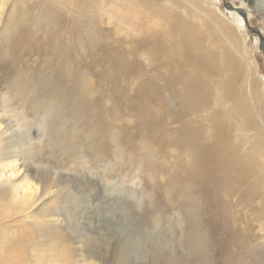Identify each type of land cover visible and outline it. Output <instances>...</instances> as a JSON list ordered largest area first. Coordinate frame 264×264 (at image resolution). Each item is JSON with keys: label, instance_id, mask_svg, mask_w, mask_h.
<instances>
[{"label": "rangeland", "instance_id": "1", "mask_svg": "<svg viewBox=\"0 0 264 264\" xmlns=\"http://www.w3.org/2000/svg\"><path fill=\"white\" fill-rule=\"evenodd\" d=\"M217 1L223 13H237L236 8L242 10L249 26L264 38V0ZM150 2L152 5L163 3ZM64 9H55L46 0H0V101L6 104L7 98H14L16 106L25 111L20 112L19 119L26 118L28 129L17 128L18 135L29 131L33 136L34 146H37L30 156L33 178L48 182L49 191L53 193L39 201L28 215L30 220L42 219L47 212L55 210L59 220L56 229L45 234V238L52 241L44 248L45 253L42 250L33 253L41 256L39 264H47L45 260L57 253L55 247L60 245V239L64 258L59 256L53 264H264V219L254 217L251 207L245 203L235 207L233 199L230 209L226 208L228 230L223 225H219V234L216 229H208L206 221L212 216L207 206L211 203L203 202L188 183L173 180V170L179 168L167 141L164 138L155 141L139 126L138 108L128 100L135 95L137 79L130 82L125 77H117L121 85L119 94L104 99L114 83L108 73L104 74L101 65H91L94 55L89 53L86 43L82 52L84 43L79 44L78 40L82 36L85 39L83 30L89 21L83 12L86 8ZM108 15H100L99 22L103 29L113 30ZM125 31L124 28L119 30L122 37ZM234 33L236 44L241 46V35ZM246 33L249 35L246 48L254 53L258 75L264 76L261 43L249 29ZM77 55L81 63L76 60ZM62 59L66 61L64 68L72 67L74 79L68 77L61 81L59 78L57 64ZM147 73L146 77L151 78L149 69ZM82 75H87L84 85L80 81ZM19 76L28 84L26 88L36 93L35 99L41 100L40 103L59 101L61 119L58 118V122L84 132L95 149L81 146L68 158L46 146L50 139L43 131L51 118L33 115L31 107L37 102L31 103L33 96L27 97L29 91H24L26 96L16 91ZM75 80L87 89L86 98L80 96L78 85L73 86ZM57 84L60 90L54 94L50 89ZM14 95L20 101H16ZM171 104V100L166 99L160 108L155 106V110L169 118L175 108ZM112 133H115V142L110 139ZM114 149L119 150L121 158L114 156ZM235 209L240 216L234 214ZM199 218L204 225L202 228L197 226ZM26 223L14 227L15 230L25 237L30 236L27 232L36 236L30 231L32 222ZM231 231L240 234V238L235 237L239 240L248 233L249 243L237 248L229 241ZM89 254L102 261L87 257Z\"/></svg>", "mask_w": 264, "mask_h": 264}, {"label": "bare ground", "instance_id": "2", "mask_svg": "<svg viewBox=\"0 0 264 264\" xmlns=\"http://www.w3.org/2000/svg\"><path fill=\"white\" fill-rule=\"evenodd\" d=\"M46 1L59 10L86 8L83 12L89 21L83 30L85 39L82 36L78 40L79 44L84 43L82 52L86 43L87 50L94 55L91 65H101L104 74L108 73L114 83L104 99L119 94L121 85L117 77H125L130 82L137 79L135 95L129 94L128 100L138 108L139 126L155 141L163 138L167 141L179 168L173 170V180L188 183L203 202L211 203L207 206L212 216L206 221L208 229H216L219 234V225H228L226 208L230 209L233 199L235 207L245 203L251 207L254 217L263 220L264 76L258 75L254 53L246 48L249 35L245 20L232 11L223 13L217 0H162L160 5H152L150 0ZM105 13L113 22V30L103 29L99 22V16ZM122 28L127 31L123 37L119 33ZM234 32L241 35V46L236 44ZM76 57L81 63L79 55ZM65 59L58 60L57 64L61 81L68 77L74 79L75 75L72 67H63ZM147 69L151 78L146 77ZM82 76L80 81L84 85L87 75ZM22 80L20 77L16 82V91L21 95L29 91L28 84ZM58 84L50 89L54 94L59 93ZM74 85L81 88L79 94L86 98L87 89L76 80ZM29 92L27 97L33 96L31 103L37 102L31 105L33 115L51 118L43 131L50 139L46 146L68 158L81 146L95 149L84 132L58 122L59 101L40 103L41 100L35 99L36 93ZM16 95L15 100L20 101ZM166 99L175 106L169 118L155 110ZM7 100L6 104L0 101V264H39L41 256L33 253L41 250L45 253L52 242L45 234L54 231L59 220L55 210L47 212L42 219L30 220L28 214L36 204L53 193L48 182L33 178L30 156L37 146L29 131L18 135L17 128L28 129L26 118L19 119L20 112L25 111L16 106L14 98ZM115 137V133L110 134L111 141L115 142ZM115 152L114 156L121 158L119 150ZM236 209L232 211L240 216ZM26 222H32L30 231L36 236L27 232L30 236L25 237L15 230ZM197 224L199 228L204 226L200 218ZM239 235L231 231L229 241L241 249L249 236L246 233L240 240L236 239ZM61 242L62 239L55 247L57 253L45 260L47 264L57 262L59 256L64 258ZM90 255L87 257L91 258Z\"/></svg>", "mask_w": 264, "mask_h": 264}, {"label": "water", "instance_id": "3", "mask_svg": "<svg viewBox=\"0 0 264 264\" xmlns=\"http://www.w3.org/2000/svg\"><path fill=\"white\" fill-rule=\"evenodd\" d=\"M231 9H232V7H230ZM236 11H237V13H239L242 17H243V19L245 20V24H246V27H247V29H249V31L251 32V33H253V34H255L257 37H258V39H259V41H260V43H261V45H260V50L261 51H263V53H264V38L261 36V33L257 30V29H254V28H251L250 26H249V24H248V22H247V18H246V16H245V13L242 11V10H240V9H235Z\"/></svg>", "mask_w": 264, "mask_h": 264}]
</instances>
